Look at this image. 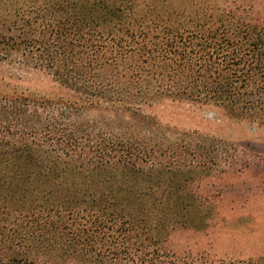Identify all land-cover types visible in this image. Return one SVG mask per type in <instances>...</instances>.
<instances>
[{"label":"trees","instance_id":"obj_1","mask_svg":"<svg viewBox=\"0 0 264 264\" xmlns=\"http://www.w3.org/2000/svg\"><path fill=\"white\" fill-rule=\"evenodd\" d=\"M1 66L46 74L61 90L0 92L1 260L264 264V254L180 257L167 248L174 231L201 229L209 215L189 173L229 156L151 111L187 103L264 127V18L251 7L0 0Z\"/></svg>","mask_w":264,"mask_h":264},{"label":"rangeland","instance_id":"obj_2","mask_svg":"<svg viewBox=\"0 0 264 264\" xmlns=\"http://www.w3.org/2000/svg\"><path fill=\"white\" fill-rule=\"evenodd\" d=\"M224 1V0H223ZM248 6L264 18V0H227ZM0 92L54 97L57 84L41 72H22L1 66ZM159 121L178 133L212 138L227 160L204 171L189 173V188L198 194L208 218L201 229L172 233L167 248L182 257L209 253L217 258L249 259L264 254V127L237 122L207 108L166 101L152 108ZM227 161V162H226ZM200 204L194 205L195 211ZM0 264H19L1 260Z\"/></svg>","mask_w":264,"mask_h":264}]
</instances>
